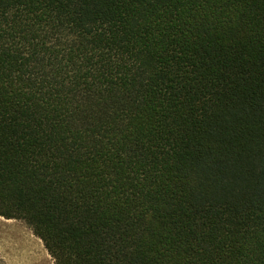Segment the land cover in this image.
<instances>
[{
    "label": "trees",
    "instance_id": "1",
    "mask_svg": "<svg viewBox=\"0 0 264 264\" xmlns=\"http://www.w3.org/2000/svg\"><path fill=\"white\" fill-rule=\"evenodd\" d=\"M0 216L55 264H264V0H0Z\"/></svg>",
    "mask_w": 264,
    "mask_h": 264
},
{
    "label": "rangeland",
    "instance_id": "2",
    "mask_svg": "<svg viewBox=\"0 0 264 264\" xmlns=\"http://www.w3.org/2000/svg\"><path fill=\"white\" fill-rule=\"evenodd\" d=\"M0 264H55V261L23 220L0 216Z\"/></svg>",
    "mask_w": 264,
    "mask_h": 264
}]
</instances>
